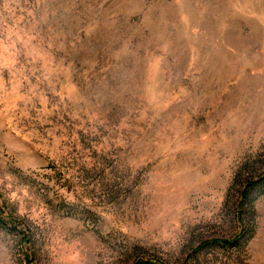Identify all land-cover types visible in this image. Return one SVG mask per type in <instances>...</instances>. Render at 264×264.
Wrapping results in <instances>:
<instances>
[{"label": "rangeland", "instance_id": "374dc122", "mask_svg": "<svg viewBox=\"0 0 264 264\" xmlns=\"http://www.w3.org/2000/svg\"><path fill=\"white\" fill-rule=\"evenodd\" d=\"M263 175L264 0H0V264H264Z\"/></svg>", "mask_w": 264, "mask_h": 264}, {"label": "trees", "instance_id": "16d2710c", "mask_svg": "<svg viewBox=\"0 0 264 264\" xmlns=\"http://www.w3.org/2000/svg\"><path fill=\"white\" fill-rule=\"evenodd\" d=\"M258 184H264V175L263 176H261V177H259V178H257L256 180H254L253 182H250L249 184H247V187L248 188H252V187H254V186H256V185H258ZM247 188V189H248ZM245 195H246V192H245V194H243L242 196H241V200H240V202H239V208H238V212H239V215H240V218H242V210H243V206H244V198H245ZM2 223V221L0 220V224ZM245 231L246 230H244L243 232H244V234H245ZM243 234V233H242ZM241 234V236H240V238H243L245 235L243 234L242 235ZM229 243H231L230 241H228L227 242V244H229ZM220 244V243H219ZM138 264H153V263H149L148 261H142V262H139Z\"/></svg>", "mask_w": 264, "mask_h": 264}]
</instances>
